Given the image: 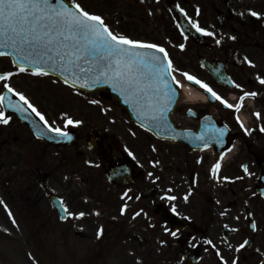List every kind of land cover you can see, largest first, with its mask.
Returning <instances> with one entry per match:
<instances>
[{
    "label": "flooded vegetation",
    "instance_id": "af4514ba",
    "mask_svg": "<svg viewBox=\"0 0 264 264\" xmlns=\"http://www.w3.org/2000/svg\"><path fill=\"white\" fill-rule=\"evenodd\" d=\"M127 1L133 3L132 0ZM156 1L172 3L180 12L183 9L181 14L189 23L192 25L198 23L201 28L215 34L212 36L199 34L198 43L192 39V45L198 47V51L188 55L185 58L186 62L181 68L178 67V70L180 73L192 72L193 76L206 83L223 100L234 106L228 108L217 100L216 108L218 119L225 122L229 128L230 147L237 145L236 154L232 156L229 153L224 159H219L212 150H195L173 142L175 146L188 149L195 155L184 161L182 170L177 168L180 177L179 175L175 177L180 183L174 182L172 193L169 194V190L160 193L162 205L158 207L159 209L153 206L150 197L142 195L141 189L147 185L132 186L143 177L141 172L130 165L132 180L124 184L109 181L112 194L103 195V201L99 199L102 203L106 201L110 206V209L105 208L103 211L102 214L107 216V220L101 224L113 244L116 241H127L135 245V249L142 254L140 264H224V261H227V264H233V261H236V264H261L264 257V198L258 192V188L264 186L261 179L264 175V131H261L264 128V84L260 83V80L264 79V0ZM197 2L206 4L207 8L203 10V5ZM196 7L203 11L199 13L200 10H196ZM249 10L262 15L253 17ZM125 13L127 15H123L122 19H126L127 24L122 27L120 22L118 26L124 30H131L130 25L137 19L129 10ZM110 14L118 16L119 12L111 10ZM199 15L205 19L218 17L223 25L221 27H211L210 23L205 25L200 18L197 20ZM136 24V27H139L140 21ZM233 36L236 37L235 40L230 38ZM177 39L176 36L174 40ZM217 40L220 41L219 44ZM202 61L218 63L220 66L218 70L221 69V72L225 73V83H218L211 73L202 68L200 64ZM248 61L252 63L249 64ZM10 67L11 65L7 70L0 69V72L8 71ZM12 78L14 76L8 81L12 82ZM3 83L4 81H0V94L4 89ZM236 84L241 87H235ZM192 85L201 92L206 90L194 82ZM245 92H255L257 95L245 97L243 106L237 111L235 105L241 103L240 97L244 96ZM211 108L210 102L205 104L195 102L186 107L185 114L187 109H192L193 114L201 117L210 114ZM255 113H260V117L257 118ZM6 116H11L9 123L0 124V201H3L0 204V216L3 217L0 218V240L3 243L15 241L16 224L12 223V217H8L7 210L12 213L18 208V202L21 201L16 186L19 179L24 177L34 179L33 184L31 181L26 183V189L29 192L32 190L38 200L41 196L55 217L52 220L47 211L37 206L31 195V203L23 204L27 211L31 234L37 239V234H42L45 240L51 233H60L64 236L73 230L74 224L79 225L78 222L83 223L84 220L70 218L73 215L61 219L53 207L51 197L57 195L63 202L61 204L73 214L83 207V203L79 201L80 195L71 183L73 185L77 183V174L81 172L76 158L82 155L84 139L75 129V140L71 144L51 145L34 133H28L26 125L19 123L14 115ZM237 117L242 120H237ZM193 121L194 125L183 127L195 130L197 120ZM59 128L65 132L74 131L73 126ZM113 147L114 145L100 134L97 144L92 149L88 148L89 152H97L94 157L102 161V173L105 175L126 161L123 153L117 156L109 154ZM51 156L54 157L53 160ZM19 161L24 164L25 170L18 169ZM218 162L221 167L214 173L213 166ZM35 163H38L39 167ZM242 165H247V173ZM69 170L73 177H70V181H59L61 191L59 192L55 187L59 180L57 172L67 173ZM158 178L159 176L156 177ZM243 178L248 182L246 189L239 185ZM248 180L253 182L250 183ZM157 183L162 182L159 180ZM36 190L40 192L38 195ZM186 195L187 200L184 199ZM169 196H175L176 199L169 200ZM29 200L30 198L26 197L25 201ZM125 205L127 208L122 213L121 209ZM173 207L175 211L172 210ZM164 210L173 211L182 219L172 225L166 220ZM86 222L87 229L93 232L96 229L94 223L91 224L89 220ZM253 223L256 225L255 229L251 226ZM81 225L85 228V224ZM74 232L78 236L81 234L80 230ZM172 232H176V235H171ZM208 240H211L212 244L206 243ZM246 240L248 243L239 248ZM3 253L6 255L0 256V259L7 262L0 264H12L10 256H16V252Z\"/></svg>",
    "mask_w": 264,
    "mask_h": 264
},
{
    "label": "rangeland",
    "instance_id": "374dc122",
    "mask_svg": "<svg viewBox=\"0 0 264 264\" xmlns=\"http://www.w3.org/2000/svg\"><path fill=\"white\" fill-rule=\"evenodd\" d=\"M77 2L86 11L100 15L116 28L119 22L123 26L127 24V22L125 23L126 19H122V16L127 15L125 12L129 10L132 16L137 19L135 21H140V26L136 27V22H132L130 25L132 30L130 31H124L123 29L122 31L125 33H120L111 26L112 30L118 34L126 35L133 40H140L162 46L169 53V57L173 61L172 63L176 69L178 67L181 68L183 63L186 62L185 58L188 55L198 51V47H194L191 41L176 31L175 17L168 9V3L157 2L156 0H139L138 2L132 0V4L127 0H77ZM197 4L203 5V10L207 8L206 4L199 2ZM111 10L118 11L119 15L114 16L110 14ZM196 10H200L199 13L203 11L199 7H196ZM198 18L205 25L210 23L211 27L217 26V19L214 16L205 19L199 15L197 20ZM176 36L178 39L174 40ZM181 44L184 45L183 48L180 47ZM0 64L2 65L1 70H7L10 66L9 60L6 58H1ZM174 75L179 78L182 76L179 71L175 72ZM180 81L182 84L188 86L186 80L180 78ZM6 82L16 87L17 91L23 92L27 97L30 95V102L54 125H62L65 123L66 114L67 117H70L74 121H81L76 126L84 135L95 126L100 134L104 135L105 140L110 141L114 145L113 149L109 151V154L117 156L123 153L129 158L131 164L134 163L137 170H141L143 175L142 180L144 182L138 183L136 187L150 185V183L157 184V181L160 180L162 182L160 184L162 190L164 192L169 190V194H171L174 182L180 183L179 180L176 181L175 176L179 175L177 171L182 170L181 167L184 166L185 160L195 155V153H191L188 149L175 146L171 143L160 142L151 134L136 126L129 119L126 111L117 103L116 98L108 94L106 89L91 93L82 92L81 94H76L49 76L38 77L30 73L19 72H17V80L14 77L12 78V82L4 81V83ZM92 100H96L98 103L93 104L91 103ZM199 101L201 102L198 97H190L183 93L177 109L172 115L173 122L177 126L194 125L193 121L185 115V108L190 106L192 102ZM211 111L217 114L218 108H211ZM238 141L236 142L237 144ZM234 146L235 148L230 153L232 156L236 154L237 145L234 144ZM96 154L97 152H89L87 145L84 144L82 147V155L79 156L78 160L79 166L82 169H86L85 174L93 184H90V181H84V183H80L77 187L74 186L80 195L79 198L83 199L81 200L83 203L82 210L80 209L81 211L75 212L74 214L84 212L85 215L84 217L72 216V218L84 220L83 223L78 222L79 225L73 226V228L83 230V233L75 237L72 232H68L65 238H58L51 235L52 238L49 243L42 234H37L39 240L31 237V248L28 245L25 246V242L22 243L18 240L17 245L14 243L16 248L18 249L19 246V251H28V257L26 258V255L23 253L22 260L18 258V261L21 260L25 264H138L142 254H140L138 249H135L133 243L121 241L110 249L109 246L111 243L108 240V232H105L104 238L98 235L102 228L101 223H105L107 220V216L102 213L105 208L110 209L106 201L102 203V198L107 192L108 196L112 194V190L107 187L108 185L104 181L102 161L96 160L94 157ZM53 159L54 157L51 156V160ZM177 168L180 169L177 170ZM58 176L59 180H57L55 187L61 192L59 190V181H69L70 177L68 178L67 175L64 178L66 175L60 172ZM157 176H159L158 179H156ZM184 176L186 177V175ZM21 179L16 186L21 203L25 205L26 203H31V195H33L37 206L47 211L51 219L54 220L55 217L50 213L46 201L44 202L41 196H39L40 200H38L35 194L32 193V190L29 192L26 189V183L31 181V184H33L34 179L25 177ZM248 181L250 183L253 182L251 180ZM211 182L212 180L209 183ZM239 183L243 187L242 189L247 188L246 183L248 182L246 179H241ZM183 184L186 185V183ZM95 187H98V189ZM39 193V190H36V194L38 195ZM26 197H29L30 200L25 201ZM99 199L102 200L100 203L98 202ZM97 209L100 211L98 215L96 213ZM39 212L43 211L39 210ZM0 218L3 219L1 216ZM87 220L97 226L94 232L87 229ZM18 222L20 224L19 219ZM81 224H85V228ZM61 239L63 240L61 241ZM129 251L132 254H129ZM13 261H17V258L13 259ZM0 262L7 261L0 259Z\"/></svg>",
    "mask_w": 264,
    "mask_h": 264
},
{
    "label": "snow or ice",
    "instance_id": "6c2138e0",
    "mask_svg": "<svg viewBox=\"0 0 264 264\" xmlns=\"http://www.w3.org/2000/svg\"><path fill=\"white\" fill-rule=\"evenodd\" d=\"M71 5L66 0H0V49L12 51L15 57L13 63L17 66L19 73H30L38 77L59 73L61 77H64V84L75 86L79 83L83 88L111 85L113 90L126 97L125 103H131L134 106L139 119L149 121L157 129L162 127L166 121L169 105L173 103L176 95L173 83L181 84L173 75L179 70L173 67L165 48L158 44L133 40L126 35L114 32L100 15L86 11L77 0H71ZM249 11L253 17L262 15L254 10ZM193 26L205 35H215L201 28L198 23H194ZM230 38L236 39L234 36ZM216 42L220 43L219 40ZM180 47L183 48L184 45L181 44ZM157 53H162L163 56ZM8 54L7 51H0V57ZM248 63L252 62L248 61ZM16 74L14 72L0 74V81H8ZM181 75L206 89L213 99L221 101L226 107H234L197 77L187 72ZM260 83L264 84V79H261ZM3 87L7 92L18 96L22 103H13L11 97L0 94V106L16 111L31 109L44 121L49 131L57 133L60 137L71 139L69 134L61 128L49 125L45 116L23 92L17 91L7 82ZM235 87L241 86L236 84ZM256 95L255 92H245L244 96L240 97L241 103L235 105L236 110L239 111L243 106L245 97ZM91 103L96 104L98 101L92 100ZM255 115L257 118L260 117V113ZM10 120L11 116H6L5 112L0 110V124H8ZM80 123L81 121H74L65 114L66 125ZM144 126L142 123L141 127ZM215 131L219 134L217 139L224 135V129ZM261 131H264V128ZM197 139L207 146L208 141L203 135ZM220 167V163H216L213 166V172L215 173ZM242 167L247 173V165ZM168 199L175 200L176 197L169 196ZM184 199L187 200L188 196L186 195ZM2 203L3 201H0V204ZM5 208H7L6 205ZM126 208L127 205L121 209V212L123 213ZM172 210L175 211V207ZM64 211L67 215L78 217L85 215L84 212L73 214L66 207ZM8 215L12 217L10 211ZM12 223H16L14 218ZM251 226L253 229L256 227L255 223ZM171 235L175 236L176 232H172ZM206 243L212 244V241L208 240ZM247 243V240L244 241L239 248H243ZM217 254L219 255V252ZM220 258L224 259L223 256ZM224 264H227V261H224ZM233 264H236V261H233Z\"/></svg>",
    "mask_w": 264,
    "mask_h": 264
},
{
    "label": "water",
    "instance_id": "95a60500",
    "mask_svg": "<svg viewBox=\"0 0 264 264\" xmlns=\"http://www.w3.org/2000/svg\"><path fill=\"white\" fill-rule=\"evenodd\" d=\"M69 5L72 6L70 3H69ZM181 27L186 34L190 33L191 29L186 26V23L184 21H181ZM0 51L9 52V55L14 60L15 57L12 54V51L10 49H0ZM149 51H155V50H149ZM157 55L163 56L162 53H157ZM52 74H54V75L60 77L62 80H64V77H61L59 75V73H52ZM73 87H78V88H81V89H84L87 91H92V90H95V89H98L101 87H107L111 93H113L117 96L119 103L127 108L130 117L135 122H137L140 125L143 123L145 125L144 128L150 130L159 138L179 140L180 142L186 143L193 148H204V147L212 146L215 149V152H217V153L223 151V149L225 147L227 130L224 127V125H221V124L219 125L216 122L214 117H210V116L204 117V119L200 122V126H199L197 133H194V132L192 133L189 130L177 129L174 127L173 123L170 120V114H171V112H172V110H173V108L177 102V99H178V91L177 90H176V95L174 97L173 103L171 105H169L168 111L166 113V121L163 123L162 127L157 129L155 126L151 125L149 123V121L139 119L138 115H137V111L134 108V106L131 103H125L126 97L121 96L118 91L113 90L111 85L103 84V85H97L96 87H92V88H83L80 86L79 83H77ZM173 87H174V85H173ZM17 114L24 121L31 122V124L34 122V120L31 119V114L27 115V113H25L23 111H17ZM218 129H224V135L222 137H219V139H217L219 134H218V132L215 131ZM201 135H203L205 140L208 141L207 146H205L202 141L197 139V137H199Z\"/></svg>",
    "mask_w": 264,
    "mask_h": 264
},
{
    "label": "bare ground",
    "instance_id": "6f19581e",
    "mask_svg": "<svg viewBox=\"0 0 264 264\" xmlns=\"http://www.w3.org/2000/svg\"><path fill=\"white\" fill-rule=\"evenodd\" d=\"M182 90L185 94L189 95L190 97H198L201 101L205 102L206 98L205 95L192 89L189 86H183L182 85Z\"/></svg>",
    "mask_w": 264,
    "mask_h": 264
}]
</instances>
